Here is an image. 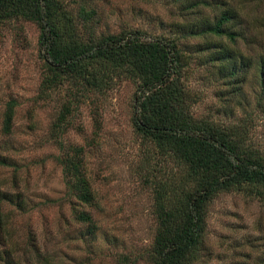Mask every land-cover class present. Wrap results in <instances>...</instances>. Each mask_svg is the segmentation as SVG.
<instances>
[{"label":"rangeland","instance_id":"obj_1","mask_svg":"<svg viewBox=\"0 0 264 264\" xmlns=\"http://www.w3.org/2000/svg\"><path fill=\"white\" fill-rule=\"evenodd\" d=\"M234 1L251 16L247 32L253 33L250 44L239 43L237 54L249 57L254 66L238 82L227 74L230 67L206 61L211 47L206 42L214 37L183 34L179 46L190 53L183 81L197 119L237 127L244 144L264 154V92L255 67L264 57V0ZM62 3L73 14L81 5L95 9L99 33L142 30L177 38L172 22L184 19L178 27H187L202 17H216L212 6L187 16L178 0ZM39 38L33 21L0 22V160L6 161L0 162V198L9 194L21 201V207L2 203L0 263L9 255L20 264H154L151 251L159 226L155 188L178 167L134 126L138 83L125 76L103 93L82 92L68 120L59 124L76 90L67 81L46 88ZM216 39L232 47L227 38ZM12 101L16 106L6 132L5 112ZM67 156L81 161L94 192L91 203L73 193L72 177L64 170ZM82 211L94 222L79 219ZM259 263H264V198L242 191L218 193L208 204L205 244L195 264Z\"/></svg>","mask_w":264,"mask_h":264},{"label":"trees","instance_id":"obj_2","mask_svg":"<svg viewBox=\"0 0 264 264\" xmlns=\"http://www.w3.org/2000/svg\"><path fill=\"white\" fill-rule=\"evenodd\" d=\"M178 1L185 4L182 11L187 16L201 6H212L216 17L214 21L202 17L187 27H178L184 19L172 22L171 29L179 31L177 38L142 30L99 33L95 24L97 11L85 5L73 14L62 0H0V22L24 19L39 25L46 88L67 81L76 90L72 102L61 112L59 124L68 120L72 104L76 106L82 92L103 93L125 76L138 83L133 102L134 126L178 167L155 188L159 226L151 251L154 264L197 262L205 244L208 204L218 193L242 191L264 198V154L245 145L237 127H223L194 116L192 99L183 81L190 53H184L178 43L183 34L214 37L206 42L211 45L206 48V61L217 62L221 68L230 67L227 74L240 82L238 77H245L254 66L249 57L237 54L240 42H252L253 33L247 32L251 16L240 12L234 0ZM188 22L187 19L184 23ZM216 38H227L232 47ZM257 65L264 92V57L256 62V71ZM14 106L16 102H10L5 112L6 132L11 131ZM0 162L6 164L5 160ZM63 162L66 175L72 177L73 193L81 202L91 203L94 192L81 161L67 156ZM4 200L21 207L18 198L15 201L9 194L1 196V232L5 231ZM77 217L94 222L85 211ZM2 261L20 264L10 260L9 255Z\"/></svg>","mask_w":264,"mask_h":264}]
</instances>
